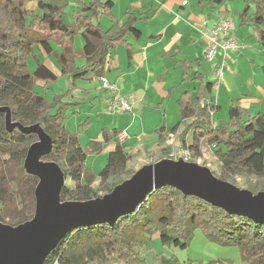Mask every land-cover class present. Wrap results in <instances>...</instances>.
Masks as SVG:
<instances>
[{"label":"trees","instance_id":"trees-1","mask_svg":"<svg viewBox=\"0 0 264 264\" xmlns=\"http://www.w3.org/2000/svg\"><path fill=\"white\" fill-rule=\"evenodd\" d=\"M60 0H0L5 17H0V221L15 226L31 220L37 207L36 187L39 177L27 171L25 160L30 146L38 141L36 131L23 127L40 125L52 140V149L42 158L60 164L65 178L75 182L72 188L64 184L61 200L87 201L110 193L122 184L132 154L120 140L109 151L105 165L98 175L88 166L89 156H98L107 145L119 136L116 129L104 128L102 139H91L85 145L80 142V131L70 132L65 126V108L80 104L65 102L61 94L53 99L41 95L36 87L39 80L51 84L57 74L42 62L35 47L53 55L62 73L71 77L70 91L76 81L92 71L97 77L106 74L111 49L126 42V36L138 17L127 12L121 21L112 12V0H75L80 6L73 12V23L66 22ZM224 0H211L221 3ZM34 6H32V4ZM247 4L240 11L243 22L251 19L253 32L264 48V0H257V9L250 13ZM112 21L105 28L99 17ZM81 35L85 44L75 47L76 36ZM62 50L58 51L53 44ZM37 64L34 71L28 66V58ZM85 60L84 66L77 59ZM199 59H184L183 80H189ZM195 79L203 75L195 72ZM214 82L201 83L193 94L186 90L178 99L181 122L176 132L187 121L179 137L192 156L203 155L204 146L216 144L215 155L221 164L219 178L234 182L235 176L255 175L264 177V112L252 114L239 102H231L225 123L214 124L213 114L220 106L213 95ZM82 129L90 124L86 118ZM163 127L157 129L162 133ZM193 133L192 143L186 135ZM168 155V153L166 154ZM97 177L103 185L94 187ZM254 193L263 186H250ZM30 198L31 215L15 211L18 204ZM14 217V218H13ZM195 227L202 228L206 236L224 244L238 245L244 260L249 264H264V222H256L246 215L228 212L207 199L185 193L180 188L165 184L156 188L136 210L120 216L113 224L97 223L78 226L47 255L43 264H135L142 260V248L149 245L155 235L163 244L186 248ZM166 264H188L169 261Z\"/></svg>","mask_w":264,"mask_h":264},{"label":"crops","instance_id":"crops-1","mask_svg":"<svg viewBox=\"0 0 264 264\" xmlns=\"http://www.w3.org/2000/svg\"><path fill=\"white\" fill-rule=\"evenodd\" d=\"M112 1L114 2L112 12L117 19L126 20L127 12H132L138 17L126 36V42L116 49H111L108 57L105 77L116 84L118 88L116 91L103 88L100 77L92 71L78 79L75 88L70 91L71 77L62 73L61 66L53 55L44 51L40 56L45 57L41 60L36 50L37 46L35 47L38 58L57 74V80L65 79L66 85L65 90L54 92L51 97L47 95L54 82L46 85L44 80H39L36 90L48 99L61 94L65 102L79 101L80 104L65 108L68 123L72 121V116L77 121V131H81V122L86 118L90 119V124L85 129L88 131L92 128L95 132L84 142V138L80 137L82 145L91 139H102L104 128L126 133L124 139L115 137L102 154L88 157V166L96 175L107 161L108 153L114 149L116 141L121 140L132 156L138 151L156 153L167 148L164 154L166 155L170 150L168 145L171 137L179 139V134L187 122L184 121L176 132H172L173 127L182 120L178 99L186 90H192L194 94L201 83L204 84L206 81L214 82V97L217 89L219 94L224 90L228 96V110L231 102L235 101L252 114L264 112V64H257L253 54L247 56L251 52L248 48L256 47L259 42L253 30H250L251 36L239 33L238 22L235 20L234 36L240 34L238 40L240 39L239 41L244 44L241 51L228 52L226 55L221 51L213 61H208L204 56L205 39L201 36L200 24L204 19L209 18L207 27H210L220 19L229 17L227 15L231 13V9L223 5L225 0L221 3L211 0ZM31 4L34 6L33 3ZM59 5L63 8L66 22L72 24L73 12L79 10L80 6L75 0H60ZM98 19L105 28L111 26L112 21L109 17L102 16ZM249 26L251 28V22ZM52 44L58 51L62 50L57 44ZM84 44V38L81 35L76 36L75 47L82 48ZM260 46L257 50L262 52L264 48L261 44ZM239 55L243 57L240 58ZM32 58L31 56L28 58V63L34 60ZM184 59L200 61L198 65L195 64L189 80L185 81L181 65ZM224 60L228 67H225L224 75L219 78L216 71ZM243 62L248 63L255 72L253 75H257L256 79L253 76L245 79V84L238 82L240 75L236 76L240 73L239 67ZM77 64L84 66L85 60L78 58ZM36 67L34 61L31 71ZM196 71L203 75L202 81L194 78ZM211 73L213 77H209ZM238 89L242 91L236 96L233 92ZM43 90L46 92L45 95ZM117 93L133 95L131 111L125 113L108 111V100ZM215 100L220 106L218 111H221L223 106L216 97ZM216 112L213 114L214 124H217L214 122ZM65 126L68 130L75 131L74 124L70 126L65 122ZM161 127L163 134L157 132ZM186 140L189 144L192 143V131L186 135ZM178 142L183 143L180 139Z\"/></svg>","mask_w":264,"mask_h":264},{"label":"water","instance_id":"water-1","mask_svg":"<svg viewBox=\"0 0 264 264\" xmlns=\"http://www.w3.org/2000/svg\"><path fill=\"white\" fill-rule=\"evenodd\" d=\"M38 133L40 141L28 151L25 167L39 177L34 217L20 225L0 221V264H43L50 251L78 226L113 224L136 210L158 187L171 184L185 193L199 195L228 212L264 222V194L242 189L214 176L207 168L182 160L161 159L147 164L103 197L87 201H62L64 172L43 155L52 149V140L40 125L23 127Z\"/></svg>","mask_w":264,"mask_h":264},{"label":"rangeland","instance_id":"rangeland-1","mask_svg":"<svg viewBox=\"0 0 264 264\" xmlns=\"http://www.w3.org/2000/svg\"><path fill=\"white\" fill-rule=\"evenodd\" d=\"M249 4L251 6L250 13L253 14L255 10L257 9V0H225V3H223L224 6L230 7L231 13L227 16L233 18L238 22L237 24V31L241 34H245V36H251L252 32L250 34V30H253V26L251 25V28L249 26V22H251V19L248 21L243 22L240 11L243 10ZM241 9V10H240ZM0 17L1 19H4L5 17V8L0 5ZM248 22V23H247ZM247 23V24H246ZM237 36V37H236ZM235 37L238 39L240 38V34L236 35ZM240 40V39H239ZM260 44L256 45V47L248 48L249 52L247 56L252 55L255 57V60L257 64H264V50L261 52L260 50H257V48H260ZM36 50L39 54V56L44 52V50L36 47ZM235 53V52H234ZM45 56H40L41 60ZM240 58H242V55H239ZM33 59V58H32ZM34 60H30L28 63L29 68L32 69V66L34 65ZM57 67V66H55ZM240 73H237L236 76L238 77V82L245 84V79L251 78V76L257 77V75H253L255 72L248 66V63H242L241 67H239ZM213 77V73L209 75V77ZM241 77V78H240ZM240 78V79H239ZM65 79L60 78L57 81H54L53 87L49 90L48 97H51L54 92H62L65 90ZM242 87V86H241ZM44 91V90H43ZM241 90H236L233 92L234 95L239 96ZM45 92V91H44ZM44 95L46 94L43 93ZM215 97L219 101V103L223 106V109L221 111H217L215 115V123H223L228 118V96L222 90V93L219 94V90L217 89L215 92ZM66 116V115H65ZM72 121L68 123V116L65 118L66 124H69L70 126L75 125V131H70L72 133L77 132L78 125L77 121L72 116ZM70 119V120H71ZM80 137H83L84 140H87L90 136H93L95 130L94 129H82L80 126ZM178 138V137H177ZM172 138L171 142L169 143V148L173 149V146H177L179 139ZM41 140L40 138L38 139ZM181 140V139H180ZM167 149V148H165ZM159 151V152H143L138 151L135 152L132 156L131 160L128 163L127 170L125 174L123 175L124 178L129 179L135 174L139 169H141L143 166L147 164H151L153 162L159 161L161 159L168 158L167 155H164L166 151ZM168 151V152H169ZM204 154L200 157L192 156V158L188 162L195 163L199 166H203L207 168L214 176L219 178V175L221 173V164L215 155L214 148H211L210 146H204L203 148ZM169 159V158H168ZM46 160V159H45ZM56 162V161H55ZM58 166L61 168L60 164L56 162ZM106 161L103 163L105 165ZM64 183L69 185L70 187H75V182H73L70 178H64ZM234 184L235 186L250 190V186H258L261 185L264 187V177H258L255 175H249L247 177L243 176H235L234 182H230ZM94 187L98 189L99 191L103 190V185L100 183V178L98 177L96 181L94 182ZM258 193L264 194V189H258ZM30 198L26 197L24 199V202L18 204V211H15V219L17 216H19L20 213H24V216L31 215V209L32 205L29 202ZM66 201H74V200H66ZM19 213V214H18ZM13 217V218H14ZM4 223V222H3ZM10 226H15L14 224H8ZM165 258L169 261H178L179 263H188V264H249L246 260L243 259L241 250L238 245L234 244H224L220 243L216 240H213L211 238H208L206 236L205 231L200 227H195L193 229V235L189 241V245L186 248L181 247H175L173 245H166L161 242V240L158 238L157 235L154 236V238L150 241L149 245H146L142 248V260L136 262L135 264H166L162 261V259ZM119 264H125L124 262H121Z\"/></svg>","mask_w":264,"mask_h":264},{"label":"built area","instance_id":"built-area-1","mask_svg":"<svg viewBox=\"0 0 264 264\" xmlns=\"http://www.w3.org/2000/svg\"><path fill=\"white\" fill-rule=\"evenodd\" d=\"M184 3H186V1H184ZM208 22L209 18H206L200 24V33L205 39L204 56L208 61H213L221 51L225 55L228 52L241 51L244 44L234 36L236 22L233 18H222L210 27H207ZM225 67L228 66L224 60L216 71V75L219 78L224 75ZM100 79L103 88L113 91L118 89L116 84L110 82L107 77L103 76L100 77ZM132 104L133 95L117 93L108 100L107 109L111 113H125L132 110ZM125 136V131L119 133V138L124 139ZM210 147L215 148L216 144H212ZM167 157L176 161L182 160L188 162L192 158V154L189 148L184 147L183 143L178 142L177 146H174L173 149L168 152Z\"/></svg>","mask_w":264,"mask_h":264},{"label":"bare ground","instance_id":"bare-ground-1","mask_svg":"<svg viewBox=\"0 0 264 264\" xmlns=\"http://www.w3.org/2000/svg\"><path fill=\"white\" fill-rule=\"evenodd\" d=\"M2 227L1 223H0V228Z\"/></svg>","mask_w":264,"mask_h":264}]
</instances>
